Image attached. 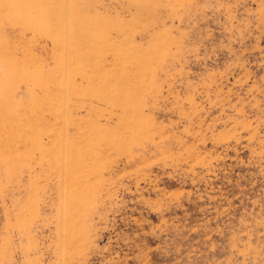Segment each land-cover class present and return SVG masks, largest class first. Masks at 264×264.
<instances>
[{
	"label": "rangeland",
	"instance_id": "obj_1",
	"mask_svg": "<svg viewBox=\"0 0 264 264\" xmlns=\"http://www.w3.org/2000/svg\"><path fill=\"white\" fill-rule=\"evenodd\" d=\"M0 264H264V0H0Z\"/></svg>",
	"mask_w": 264,
	"mask_h": 264
}]
</instances>
